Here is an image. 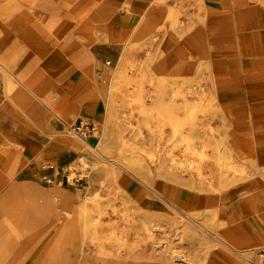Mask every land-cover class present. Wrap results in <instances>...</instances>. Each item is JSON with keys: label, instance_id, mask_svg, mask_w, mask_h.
I'll use <instances>...</instances> for the list:
<instances>
[{"label": "crops", "instance_id": "obj_1", "mask_svg": "<svg viewBox=\"0 0 264 264\" xmlns=\"http://www.w3.org/2000/svg\"><path fill=\"white\" fill-rule=\"evenodd\" d=\"M13 6L18 9L0 19V69L18 86L14 99L0 101V184L18 177L57 183L78 148L63 129L79 120L105 122V77L140 56L158 78L206 77L230 151L253 176L219 195L136 182V199L208 212L234 250H264V0H22ZM22 201L3 215L25 216ZM209 260L228 264L215 253Z\"/></svg>", "mask_w": 264, "mask_h": 264}, {"label": "rangeland", "instance_id": "obj_2", "mask_svg": "<svg viewBox=\"0 0 264 264\" xmlns=\"http://www.w3.org/2000/svg\"><path fill=\"white\" fill-rule=\"evenodd\" d=\"M18 1L0 0V19ZM141 58L126 59L121 74L109 71L107 119L90 139L73 135L76 156L57 183L18 177L0 184V264H212V253L228 264H264L263 249L240 253L227 244L217 216L136 199V182L219 195L253 176L230 151L206 77L158 78ZM16 89L0 69V101L14 99ZM194 109L192 117L184 113ZM19 197L27 214L11 221L3 213Z\"/></svg>", "mask_w": 264, "mask_h": 264}, {"label": "built area", "instance_id": "obj_3", "mask_svg": "<svg viewBox=\"0 0 264 264\" xmlns=\"http://www.w3.org/2000/svg\"><path fill=\"white\" fill-rule=\"evenodd\" d=\"M68 130L72 135H76L84 140L94 137L99 132L98 126L95 122L86 120H79L77 123L68 126ZM47 181L51 183L50 180ZM64 182H66L70 186L69 176L66 175L64 177L63 184Z\"/></svg>", "mask_w": 264, "mask_h": 264}, {"label": "bare ground", "instance_id": "obj_4", "mask_svg": "<svg viewBox=\"0 0 264 264\" xmlns=\"http://www.w3.org/2000/svg\"><path fill=\"white\" fill-rule=\"evenodd\" d=\"M60 5V4H59ZM103 10H104V8H103ZM107 11V10H106ZM110 12V11H109ZM34 19H35V17H34ZM250 31V30H249ZM238 32V31H237ZM192 33V32H191ZM56 35V34H55ZM68 42V41H67ZM56 50V49H55ZM31 57V56H30ZM251 64V63H250ZM20 66H21V64H20ZM123 69H122V67H119L118 68V71H116L115 72V75H117V74H121V71H122ZM47 72V71H46ZM174 96H176V94L174 95ZM228 106V105H227ZM194 112H197V110L196 109H194L193 111L191 110V111H184V113H186V115H187V113H189L190 114V117H192L193 116V114H194ZM183 114H181V113H179V116H178V118H177V121H179V122H177V124H176V126H179V128L180 127H183L184 126V121H183V116H182ZM255 117V116H254ZM254 119V118H253ZM256 119V118H255ZM258 120V119H257ZM256 121V120H255ZM254 123V122H253ZM189 139V138H188ZM86 144H88V145H91L90 143H88V142H86ZM96 150V149H95ZM237 150V149H236ZM242 153V152H241ZM222 158H223V162H224V164H223V167L224 168H226V169H232V165H231V163L230 162H228L227 163V158L226 157H224V156H221ZM179 204V203H178ZM240 205V204H239ZM180 230V229H179ZM255 237V236H254Z\"/></svg>", "mask_w": 264, "mask_h": 264}]
</instances>
